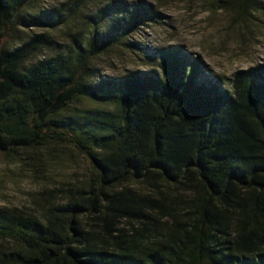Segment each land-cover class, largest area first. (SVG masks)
<instances>
[{"label": "trees", "instance_id": "16d2710c", "mask_svg": "<svg viewBox=\"0 0 264 264\" xmlns=\"http://www.w3.org/2000/svg\"><path fill=\"white\" fill-rule=\"evenodd\" d=\"M33 1L0 0V152L31 162L70 147L93 173L43 192L40 210L0 207V264H264V63L229 87L168 48L161 74L104 76L94 60L153 21V8L114 0L89 36L40 58L53 38L19 32L65 15L26 12ZM82 98L112 108L73 111Z\"/></svg>", "mask_w": 264, "mask_h": 264}, {"label": "rangeland", "instance_id": "374dc122", "mask_svg": "<svg viewBox=\"0 0 264 264\" xmlns=\"http://www.w3.org/2000/svg\"><path fill=\"white\" fill-rule=\"evenodd\" d=\"M113 1L34 0L26 12L58 9L64 13L65 21L57 27L24 29L19 36L26 39L29 35L48 34L53 38L55 49L41 52L40 58L66 53L75 35H90L95 19L112 17V13L105 17L104 9ZM115 1L131 7L149 5L155 19L94 60V67L104 76L121 77L136 69L161 74V51L168 48H179L200 59L212 75L223 78L229 87L236 71L264 63V0H259L255 8L244 6L241 0ZM100 108L112 106L102 99L82 98L71 109L78 112ZM92 173L88 160L70 147L43 149L31 162L0 152V207L40 210L39 204L47 198L43 192L82 186ZM130 186L143 189L136 182ZM172 188L169 190L175 191Z\"/></svg>", "mask_w": 264, "mask_h": 264}]
</instances>
